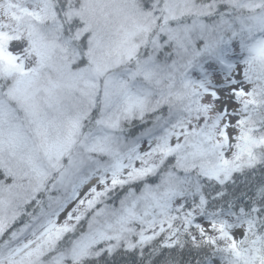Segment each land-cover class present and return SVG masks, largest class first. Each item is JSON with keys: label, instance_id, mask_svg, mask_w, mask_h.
Wrapping results in <instances>:
<instances>
[{"label": "snow or ice", "instance_id": "obj_1", "mask_svg": "<svg viewBox=\"0 0 264 264\" xmlns=\"http://www.w3.org/2000/svg\"><path fill=\"white\" fill-rule=\"evenodd\" d=\"M0 264H264V0H0Z\"/></svg>", "mask_w": 264, "mask_h": 264}]
</instances>
